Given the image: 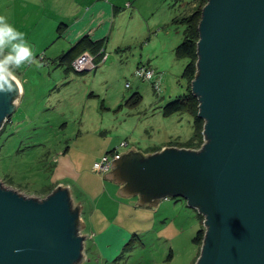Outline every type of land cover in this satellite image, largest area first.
I'll use <instances>...</instances> for the list:
<instances>
[{"label":"rangeland","instance_id":"obj_1","mask_svg":"<svg viewBox=\"0 0 264 264\" xmlns=\"http://www.w3.org/2000/svg\"><path fill=\"white\" fill-rule=\"evenodd\" d=\"M43 1L36 6L32 0L23 22L19 0H0V15L26 34L35 60L13 69L23 89L0 131V183L39 200L57 185H70L74 202L90 213L92 231L88 235L84 226L80 229L87 238L83 264H196L202 247L196 238L204 227L196 209L181 198L141 206L135 198L118 195L117 186L93 166L109 146L123 142L128 146L118 147L122 154L132 148L145 151L164 140H190L191 116L165 117L162 110L187 94L189 58L176 52L185 39L180 21L202 5L193 0H126L111 44L103 49L108 60L97 70L80 73L62 58L72 45L68 33L61 38L59 26H74L85 12L97 18V7L90 13L72 0ZM109 21L110 33L114 22ZM148 63L161 81L159 92L135 76ZM136 94L138 102L132 105L129 100ZM74 202L75 210L79 206Z\"/></svg>","mask_w":264,"mask_h":264},{"label":"water","instance_id":"obj_2","mask_svg":"<svg viewBox=\"0 0 264 264\" xmlns=\"http://www.w3.org/2000/svg\"><path fill=\"white\" fill-rule=\"evenodd\" d=\"M198 31L203 145L123 154L107 175L141 206L181 198L196 209L206 228L196 264H264V0H208ZM17 95L0 94V131ZM73 207L67 187L39 200L0 183V264H83Z\"/></svg>","mask_w":264,"mask_h":264},{"label":"crops","instance_id":"obj_3","mask_svg":"<svg viewBox=\"0 0 264 264\" xmlns=\"http://www.w3.org/2000/svg\"><path fill=\"white\" fill-rule=\"evenodd\" d=\"M72 1L74 3H80V7H83L84 9L86 7L87 8L86 11H89L90 13H92L93 10L97 7L95 9V14L97 15V18L94 16V13L92 14V16H89L88 13L85 12V14H83L82 17H78V19H76L74 21V24H75L74 26H73V24H67V25L63 24L65 27L59 26V30L58 31L60 33H62V31H63V34L61 35V38H62V36H64L65 33H68V38H66V40H69V42H70L69 44L72 45V49L77 45V43H79L84 38H88L89 41L91 43H93V45L89 44L91 46H89L87 43H84V45L81 46L82 48H80L79 51H75L70 59H66V61H68V62L70 61V63H71L73 57L79 56L80 53H82V52L83 53L84 52H89L92 55H94V51L95 50H93V49H96L97 46H100L101 48L105 49L104 47H106V44H111L112 34L114 32V27H115L117 18L118 17H122L124 15V12H120V6H124L125 4L128 3V2L126 3V0H72ZM102 1H104V3H102ZM34 3H35L36 6L38 4H40L39 0H35ZM42 3H44L43 0H42ZM31 4H32V0H19V3L16 5L17 10L20 11V16L22 17V15H23V18H21L23 22H26V15H28V8H29V6ZM36 10L38 11V7L36 8ZM98 18H101V19H98ZM109 20H112L114 22L112 28L110 29V33L107 31V27L109 25L108 22H110ZM20 22H21V20H20ZM50 24H53V20H52V23L50 22ZM24 27H25V25L22 28H24ZM101 29H102V31H101ZM24 30H26V27L24 28ZM29 32H30V30H29ZM70 32H71V36H69ZM94 32H95V34H93ZM131 39L133 40V38L132 37L130 38V42H131ZM104 43H105V45H104ZM122 44L119 47L116 46V47H118L117 48L118 51H120ZM66 54L64 53L63 56H65ZM100 64H103V63H100ZM144 66H148V67L151 68L152 64L148 63V65H144ZM97 69H95V70H97ZM157 78H158V76H157ZM20 82H21V80H20ZM21 84H22V89H23V83L21 82ZM129 101H130V103L132 105L135 104L133 102V100L130 99ZM162 113H163V116H165V117L172 116V115H169V116L165 115V109L162 110ZM179 114H182V113H179ZM184 114H187V113H184ZM193 135H194V133H193ZM193 135L191 136L190 139H192ZM187 140L182 141L181 139H179V140L176 139L175 142L173 141V139L169 140L168 142H166V140H164V141L158 142L155 145H152V146L148 147L145 151H143L141 149L132 148V149L126 150L123 154H128V153H131V152H140V153H143V154H151V153H155L157 151H160L161 149H163L165 147H169L171 145V143H176V144L182 145V144H185V143H187L189 141V140L188 141ZM123 144H126V145L123 146ZM112 146H109V147L107 146L108 149L106 150V153H104L102 155V157L105 156V155L111 154L113 152H117V153L123 155L122 153L119 152L118 147H121V148H125L126 147L127 148L128 144L123 142V143L120 144V146H118V147L116 146V148H113ZM105 179L117 186L118 195H120L121 197L125 196L124 194L120 193L124 189L125 185H122L120 182H117V181L113 180L112 178L109 177V175H105ZM59 186L63 187L64 185L55 186L49 193L46 194V197L49 194H51L53 192V190L56 189ZM65 187H67L69 189L72 202H74L73 194H72L73 190L71 189L70 185L65 186ZM123 198H135V199H137L138 203H139V199H140L139 197H123ZM75 204L77 206H79L80 209H81L80 210V219H81L80 222L83 224L82 226H84L82 231L89 235L90 232L92 231V226H91V224L89 222V217H90L89 214L90 213H88V211H86V209L83 206V204H77V203H75ZM160 204L161 203H159L156 206H150L148 204L147 205H143V206L157 207ZM139 205H141V204L139 203ZM88 227H89V229H88Z\"/></svg>","mask_w":264,"mask_h":264},{"label":"trees","instance_id":"obj_4","mask_svg":"<svg viewBox=\"0 0 264 264\" xmlns=\"http://www.w3.org/2000/svg\"><path fill=\"white\" fill-rule=\"evenodd\" d=\"M193 2H199L200 5H202V8L199 10H194L190 16L182 18V20L180 21L186 28L185 39L183 43L177 47L176 50L178 55L186 56L189 58V64L187 65L184 72V78H186L188 81L187 94L182 97H179L175 101L170 102L164 107V109H165V115L167 116L173 114H179V113L182 114L187 113L193 119L194 135L192 139H190L187 143L182 145L171 143L170 146L188 148V149H200L204 143V136L202 132L204 130L205 122L202 119L198 118L199 102L198 99L191 92V83L197 74V66H196L198 60L197 43L199 41L198 27L202 17V10L207 4L208 0H193ZM84 43H87L88 45L89 44L93 45V43H91L88 38H84L79 43H77V45L62 58L64 60L70 59L75 51H79V49L82 48L81 46L84 45ZM93 50H95L94 56H96V64L98 66L100 63H102L101 61L105 51L100 46H97L96 49ZM81 54H83V52L80 53V55ZM77 57H73L71 63ZM131 100H133V102L136 104L138 102L137 94ZM201 218H203V216H201ZM204 235H205V229L203 227V229L199 231L196 238V242L201 246L204 239Z\"/></svg>","mask_w":264,"mask_h":264},{"label":"clouds","instance_id":"obj_5","mask_svg":"<svg viewBox=\"0 0 264 264\" xmlns=\"http://www.w3.org/2000/svg\"><path fill=\"white\" fill-rule=\"evenodd\" d=\"M34 62V53L26 34L9 23L6 16L0 15V94L18 93L12 100L13 107L19 103L18 97L22 93V84L13 69Z\"/></svg>","mask_w":264,"mask_h":264},{"label":"built area","instance_id":"obj_6","mask_svg":"<svg viewBox=\"0 0 264 264\" xmlns=\"http://www.w3.org/2000/svg\"><path fill=\"white\" fill-rule=\"evenodd\" d=\"M107 59L108 56L104 52L101 62L104 63L107 61ZM72 68L76 72L80 73L95 70L97 68L96 56L92 55L89 52H84L72 62ZM135 76L142 81L151 82L153 84L154 90L156 92L160 91L161 81L157 78V73L152 68L144 65L140 66L136 69ZM125 145L126 144H123V146ZM120 157L121 154L117 152H113L111 154L103 156L100 161L95 162L93 166L94 171L103 176L107 175L109 172L112 171L114 161L120 159Z\"/></svg>","mask_w":264,"mask_h":264}]
</instances>
